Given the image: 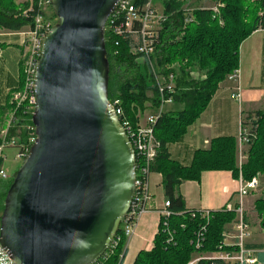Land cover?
Listing matches in <instances>:
<instances>
[{"label": "water", "instance_id": "1", "mask_svg": "<svg viewBox=\"0 0 264 264\" xmlns=\"http://www.w3.org/2000/svg\"><path fill=\"white\" fill-rule=\"evenodd\" d=\"M120 0H52L36 72V140L5 198L13 264H97L136 188V154L109 98L107 21Z\"/></svg>", "mask_w": 264, "mask_h": 264}, {"label": "trees", "instance_id": "2", "mask_svg": "<svg viewBox=\"0 0 264 264\" xmlns=\"http://www.w3.org/2000/svg\"><path fill=\"white\" fill-rule=\"evenodd\" d=\"M210 1L221 4L219 13L210 7L187 6L192 2ZM168 17L160 31L159 44L153 56L158 71L174 73L176 92L174 103L181 104L177 111H167L156 126V138L160 141V151L154 171L163 175L166 199L170 209L180 215L170 218V235L159 226L150 251H141L133 264H186L195 253L192 242L195 232L205 224L200 214L192 217L186 211L185 202L179 193L184 181L199 180L204 171L227 170L239 178L237 162V141L234 137H218L212 140L207 150L200 149L194 154L189 166H182L171 158L168 144L180 140L188 128L209 106L220 84L240 67V47L256 29L263 24L260 13L264 10V0H156ZM29 2L0 0V29L19 31L33 24L34 13H24ZM52 18L56 21L52 9ZM192 18V21L187 19ZM106 49L110 63L109 98L112 103L118 99L123 108L124 118L132 125L139 122V111L143 112L159 103V93L147 64L136 61L130 52L129 40L105 33ZM21 67V64H20ZM198 71L201 76L194 77ZM21 74L18 86L21 88ZM12 105L0 106V125ZM258 117L257 138L250 144L248 159L242 166L243 178L264 175V111L256 112ZM16 123L10 127L8 139L15 138L19 144L29 140V125H34L31 116L19 111ZM253 117V116H251ZM2 139L0 138V144ZM0 213L3 214L5 198L13 179H0ZM257 210L264 216V199L257 201ZM0 215V225L1 217ZM235 219V213L225 210L212 212L207 226L204 251H215L222 241L227 224ZM184 225V227H183ZM122 230L118 231V234ZM127 239L119 241L113 253L103 256L97 264H121Z\"/></svg>", "mask_w": 264, "mask_h": 264}, {"label": "built area", "instance_id": "3", "mask_svg": "<svg viewBox=\"0 0 264 264\" xmlns=\"http://www.w3.org/2000/svg\"><path fill=\"white\" fill-rule=\"evenodd\" d=\"M29 8L24 13L33 14V24L19 34L24 37L22 41L21 54V88L15 90L11 97L12 109L11 119L7 129L3 131L2 143L0 144V164L3 160V151L6 147H17V158L24 160L28 155L32 144L36 140V130L34 125H29V140L27 143L19 144L15 138L8 139V132L17 120L19 111L33 118L37 104L36 97V72L38 61L41 57L43 41L56 22L49 11L52 10V0H28ZM221 4L210 7L215 13H219ZM263 16V13L260 14ZM168 17L164 14L156 0H120L117 7L110 15L105 33L108 31L111 36L125 38L129 40L130 52L136 57V61L147 64L154 78V84L159 93V103L156 107H150L145 111H139V122L132 125L124 118L122 122L136 154V188L131 201L129 211L124 216L120 229L121 233L116 234L112 244L104 256L113 253L119 241L125 236L130 238L136 230L138 221L143 214L151 210V176L153 167L160 151V141L156 138V126L159 120L168 111V106L174 103L173 95L176 92V77L174 73L158 71L153 56L159 44L160 31ZM192 18L187 21H192ZM230 80L237 81L240 78V70H235L229 77ZM232 97L241 102V88L233 91ZM120 100L113 102L118 116H124ZM255 116L240 119L239 146L240 156V176L237 199L235 203H228L223 209L227 212L235 213V219L227 224L222 234V241L215 251H204L203 246L206 241L207 226L210 223L212 212L207 209L189 211L192 217L200 214L205 219V224L195 232L192 242L195 245V253L186 264H258L257 249L250 246L252 229L246 217V200L250 194L258 190L260 180L258 176L250 180L243 178L242 165L246 159L243 154V147L250 145L257 138L258 125ZM33 121V120H32ZM0 179L7 180L9 175L0 165ZM171 203L167 199L163 208L159 209L161 216L160 224L168 232L173 241V234L170 231V218L180 215L170 209ZM184 227V225H183ZM159 232V230H158ZM0 264H13L11 256L0 243Z\"/></svg>", "mask_w": 264, "mask_h": 264}, {"label": "crops", "instance_id": "4", "mask_svg": "<svg viewBox=\"0 0 264 264\" xmlns=\"http://www.w3.org/2000/svg\"><path fill=\"white\" fill-rule=\"evenodd\" d=\"M24 1L28 0H16L17 3ZM262 20L263 24L240 47V78L237 81L227 78L222 82L209 106L188 128L186 134L180 140L168 144L171 158L180 165H191L195 152L209 149L212 140L218 137L236 139L238 162L241 117L251 118L256 112L264 111V10ZM26 29L27 27L19 31L0 29V61L6 58L9 63L7 71H3V77L0 75V106L10 103L11 94L19 84L18 69L24 40L19 33ZM5 49L8 50L5 52ZM200 76L198 71L194 72V77ZM238 87L241 88V102L232 97V91ZM224 89H230L231 92H224ZM181 108V104L172 103L168 106V111ZM238 179L231 171L209 170L204 171L197 181H184L179 187V193L184 199L186 211L207 209L215 212L223 210L228 203H235ZM259 180L258 190L246 200V217L252 229L250 246L257 249L258 264H264V216L257 210V201L264 199V185L261 186L262 182L264 184V175H260ZM151 193V210L142 215L135 233L127 239L121 264H133L141 251H150L154 247L161 220L159 209L163 208L167 200L163 175L154 170L151 176Z\"/></svg>", "mask_w": 264, "mask_h": 264}, {"label": "rangeland", "instance_id": "5", "mask_svg": "<svg viewBox=\"0 0 264 264\" xmlns=\"http://www.w3.org/2000/svg\"><path fill=\"white\" fill-rule=\"evenodd\" d=\"M25 2V1H24ZM161 5H159V7H160ZM196 6H204V7H212V6H214V3L213 2H210V1H204V2H200V3H198V2H194V1H192L188 6H187V9H193L194 7H196ZM49 13H50V17L52 16V14H53V12H52V10L51 11H49ZM261 13H263V12H261ZM260 13V14H261ZM263 17V16H262ZM5 48H7V46L5 47ZM8 49H5V52L7 51ZM8 66V67H7ZM6 68H9V63H7V59L6 58H4V59H2L1 61H0V69H1V76L4 74V72L3 71H7V69ZM18 71L20 72V74H21V67H19V69H18ZM3 77V76H2ZM228 80H230L229 78H228ZM15 91V90H14ZM13 91V92H14ZM224 92H231L230 91V89L228 90V89H224L223 90ZM13 92H12V94H13ZM233 92V91H232ZM12 94H11V97H12ZM235 99V98H234ZM9 104H11V99H10V103ZM12 105V104H11ZM11 113H10V110L7 112V114L5 115V117H4V120H3V122H2V124L0 125V138L2 139V137L4 136L3 135V131L5 130V129H7V127H8V125H9V121H10V119H11V115H10ZM254 116V115H253ZM256 118H258L257 116H255ZM245 118V117H244ZM246 118H248L249 119V117H246ZM249 147H250V145H246V146H244L243 147V154H244V156L246 157V159H245V161H244V163L243 164H245V162L247 161V159H248V150H249ZM239 150V160H238V166H239V164H240V156H241V151H240V148L238 149ZM17 153H18V148L17 147H11V146H8V147H6L5 149H4V151H3V160L1 161V167H3L6 171H7V173H8V175H9V178H10V180L11 179H14V176H15V174H16V172L18 171V169L21 167V165H22V163H23V161L24 160H20V159H18L16 156H17ZM243 166V165H242ZM240 169V168H239ZM260 175H262V174H259V175H257L258 177H260ZM0 183H1V181H0ZM263 183V182H262ZM261 183V186H263L264 184H262ZM2 213H0V215H1Z\"/></svg>", "mask_w": 264, "mask_h": 264}]
</instances>
